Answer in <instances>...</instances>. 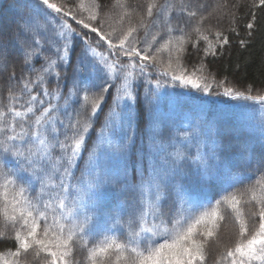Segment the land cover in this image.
<instances>
[{
  "label": "snow or ice",
  "instance_id": "6c2138e0",
  "mask_svg": "<svg viewBox=\"0 0 264 264\" xmlns=\"http://www.w3.org/2000/svg\"><path fill=\"white\" fill-rule=\"evenodd\" d=\"M12 7L14 23L0 18V73H8L0 240L10 227L15 248L0 253V264H207L209 242L229 216L235 240L215 264H264V116L259 138L242 140L221 132L205 110L206 97H226L264 113V93L239 91L203 63L230 43L204 27L212 13L187 0H147L143 13L128 0L107 10L102 0H13ZM114 10L119 29L108 24ZM224 14L234 25L235 12ZM255 26L253 11L249 36ZM188 44L203 53L191 72ZM192 100L199 103L189 108ZM166 102L192 114L182 131L168 125ZM137 132L146 147L136 146ZM224 184L214 201L195 199Z\"/></svg>",
  "mask_w": 264,
  "mask_h": 264
},
{
  "label": "trees",
  "instance_id": "16d2710c",
  "mask_svg": "<svg viewBox=\"0 0 264 264\" xmlns=\"http://www.w3.org/2000/svg\"><path fill=\"white\" fill-rule=\"evenodd\" d=\"M56 2H61V0H56ZM65 2H70V0H65ZM163 2V0H161ZM192 6H198L203 4L205 7L200 13L202 15H208L212 13L207 20L204 21V27L207 28L211 26L213 30H221L225 35L229 37L230 43L226 45L223 54L217 57H207L204 59L203 63L207 65L209 72L215 75L217 80L227 79L230 86L235 87L239 91H246L248 88L252 89V94L264 93V7L255 8L251 7L252 0H187ZM113 3V0H102V4L105 6V10ZM131 7L137 8V11L143 13L145 10L147 0H128ZM13 0H0V18L5 21L15 22L17 19L15 15L16 9L12 7ZM220 5H226V8H218ZM238 5V7H233ZM216 9V11H213ZM114 14L108 24L112 27L119 29L120 25L116 23V15ZM235 12L236 21L233 25L231 23V16L224 14L226 12ZM255 11L256 14V26L252 30V35H248V30L245 25L251 19L252 12ZM137 17H134L135 21ZM177 15L173 13L172 23L175 25L177 23ZM198 19V17H197ZM127 21H125V24ZM195 20L191 21L194 24ZM108 24L105 25L106 30ZM191 24L188 26L190 29ZM235 27L236 32H232L231 28ZM153 29L152 31H155ZM187 30V29H186ZM238 33V35H237ZM118 34V33H117ZM144 30H140L139 36L144 37ZM150 39V35L148 37ZM244 39L247 41L246 47H241L239 41ZM139 46H143L142 44ZM200 49H203L204 42H199ZM106 48V45L104 46ZM104 48L100 50L103 51ZM187 51L185 53L184 65L189 72L193 70L194 67H198L201 63L200 57L203 55L202 51L197 53L196 49L191 47V44L186 46ZM164 59L167 58L166 54L163 56ZM43 61L37 59L35 61V67L39 69ZM237 65L239 68L237 69ZM70 71V69H69ZM7 75L8 73H0V102L7 103ZM35 75V73H31ZM20 77V70L17 68V78ZM53 87L49 84V90ZM178 91L180 89H177ZM194 95L199 96V93ZM212 101L211 106L206 107L208 112V118L213 120L217 128L221 131H227L232 136L238 139H247L253 137L258 139L260 136L259 122L264 113L260 111L259 105L253 104V102H238L232 100H226L222 97H206ZM175 100V98H173ZM223 101V102H220ZM63 104V100L60 101ZM198 100L188 101V107H194L198 105ZM247 104V107L242 105ZM163 111L165 114V119L170 127L175 131H182L191 117V113L185 109L180 111L178 109L174 110L173 103L166 102L163 106ZM93 130L92 135L95 136V131ZM147 139L143 133L137 132L136 135V146L138 148L146 147ZM85 155H87L85 153ZM79 175V172H77ZM227 185H218L217 187H207L202 189V195L195 197V199H208L215 200L222 194V190ZM0 228L3 225L0 224ZM8 238L0 240V253L6 254L8 250L15 248L14 240L11 239L12 230L8 228ZM236 227L231 217L229 216L225 223L220 229L219 236L216 240L210 241L208 245V258L207 264H215L217 256L223 251L225 245L231 246L235 240ZM31 260V256L28 257ZM75 259L82 260L83 255L79 246H77V252ZM33 264H39L38 261H34Z\"/></svg>",
  "mask_w": 264,
  "mask_h": 264
}]
</instances>
